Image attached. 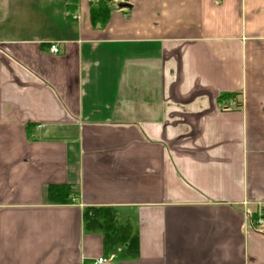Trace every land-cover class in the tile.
<instances>
[{"label": "crops", "instance_id": "1", "mask_svg": "<svg viewBox=\"0 0 264 264\" xmlns=\"http://www.w3.org/2000/svg\"><path fill=\"white\" fill-rule=\"evenodd\" d=\"M93 1L0 0V264H264V0Z\"/></svg>", "mask_w": 264, "mask_h": 264}, {"label": "trees", "instance_id": "2", "mask_svg": "<svg viewBox=\"0 0 264 264\" xmlns=\"http://www.w3.org/2000/svg\"><path fill=\"white\" fill-rule=\"evenodd\" d=\"M114 9V4L96 0L90 3V20L95 27L103 26L110 13ZM234 97L228 94H221L217 101L221 104L225 99ZM240 104L238 103V106ZM221 110L225 108L221 107ZM49 198L51 201L58 200L62 204H70L77 197L76 192H72L69 187H49ZM264 218V209L260 211ZM258 218V213L248 216L249 226L254 228V223ZM82 229L84 232H99L103 239V252L110 255L119 253V258L123 260H133L138 255V239L133 223L124 217L119 211L108 207H88L82 211Z\"/></svg>", "mask_w": 264, "mask_h": 264}, {"label": "built area", "instance_id": "3", "mask_svg": "<svg viewBox=\"0 0 264 264\" xmlns=\"http://www.w3.org/2000/svg\"><path fill=\"white\" fill-rule=\"evenodd\" d=\"M50 53L56 54L58 52V47L56 45H52L49 48ZM261 213H258V218L256 220V222L254 223V228L255 229H259V230H264V218L261 217L260 215ZM102 262H104L103 259H98L97 263L101 264Z\"/></svg>", "mask_w": 264, "mask_h": 264}]
</instances>
